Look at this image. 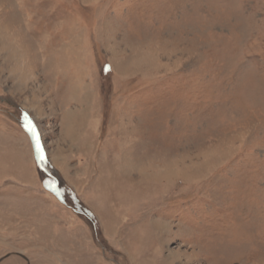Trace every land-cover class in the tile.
Here are the masks:
<instances>
[{"label": "rangeland", "instance_id": "obj_1", "mask_svg": "<svg viewBox=\"0 0 264 264\" xmlns=\"http://www.w3.org/2000/svg\"><path fill=\"white\" fill-rule=\"evenodd\" d=\"M0 264H264V0H0Z\"/></svg>", "mask_w": 264, "mask_h": 264}, {"label": "snow or ice", "instance_id": "obj_2", "mask_svg": "<svg viewBox=\"0 0 264 264\" xmlns=\"http://www.w3.org/2000/svg\"><path fill=\"white\" fill-rule=\"evenodd\" d=\"M28 130L31 132L32 137H33V139H34V141H35L36 152H37L38 156L40 157V159L42 160V159H43V156H42V150H41V148H40V145H39V139H38V137H37V134H36V132H35V129H34L33 126H31V124H29V126H28Z\"/></svg>", "mask_w": 264, "mask_h": 264}, {"label": "bare ground", "instance_id": "obj_3", "mask_svg": "<svg viewBox=\"0 0 264 264\" xmlns=\"http://www.w3.org/2000/svg\"><path fill=\"white\" fill-rule=\"evenodd\" d=\"M38 137V136H37ZM39 139V138H38ZM43 155V154H42Z\"/></svg>", "mask_w": 264, "mask_h": 264}]
</instances>
